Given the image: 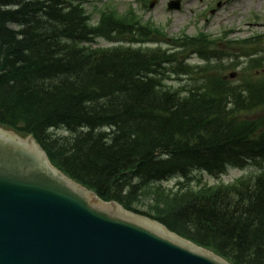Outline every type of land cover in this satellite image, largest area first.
I'll return each instance as SVG.
<instances>
[{
	"label": "trees",
	"instance_id": "trees-1",
	"mask_svg": "<svg viewBox=\"0 0 264 264\" xmlns=\"http://www.w3.org/2000/svg\"><path fill=\"white\" fill-rule=\"evenodd\" d=\"M94 11L96 24L84 0H0V125L33 137L53 167L104 202L230 264H264V171L188 187L193 171L264 169L260 122L239 119L264 110V79L221 78L210 35L163 50L161 28L108 6ZM97 38L128 44L94 48ZM187 53L205 64L183 65ZM173 177L183 182L165 189Z\"/></svg>",
	"mask_w": 264,
	"mask_h": 264
},
{
	"label": "water",
	"instance_id": "water-1",
	"mask_svg": "<svg viewBox=\"0 0 264 264\" xmlns=\"http://www.w3.org/2000/svg\"><path fill=\"white\" fill-rule=\"evenodd\" d=\"M0 264L228 263L104 203L54 169L32 138L0 131Z\"/></svg>",
	"mask_w": 264,
	"mask_h": 264
},
{
	"label": "rangeland",
	"instance_id": "rangeland-1",
	"mask_svg": "<svg viewBox=\"0 0 264 264\" xmlns=\"http://www.w3.org/2000/svg\"><path fill=\"white\" fill-rule=\"evenodd\" d=\"M86 1H89L91 5L103 3L119 14L131 10L133 14L140 15L143 20H152L155 24L164 27L170 37L178 36L182 32L192 36L202 30L210 35V38L232 40L231 45L221 41L215 43L216 54L220 58L215 64L223 67L220 77H227L233 84L239 83L243 77L246 82L263 78L259 71L262 70L260 67H264V0H179L178 11L168 10L167 4L171 0ZM90 3H87V11L92 18L93 11L88 9ZM93 20L98 21V17L93 16ZM96 42L99 46L110 45L103 39H97ZM250 59L260 60L259 65L250 66ZM191 62L200 66L204 64L195 56L191 58ZM231 75H233L232 79ZM257 118L264 123V110L261 109L260 113L245 112L239 117L240 120H256ZM50 133L65 134L57 130H51ZM248 172L249 170L232 169L217 179L196 172L193 174L195 178L189 184L192 188L201 185L226 184ZM176 181V179L170 180L164 186H173Z\"/></svg>",
	"mask_w": 264,
	"mask_h": 264
},
{
	"label": "bare ground",
	"instance_id": "bare-ground-1",
	"mask_svg": "<svg viewBox=\"0 0 264 264\" xmlns=\"http://www.w3.org/2000/svg\"><path fill=\"white\" fill-rule=\"evenodd\" d=\"M99 39H101V38H99ZM53 130H55V129H53Z\"/></svg>",
	"mask_w": 264,
	"mask_h": 264
}]
</instances>
